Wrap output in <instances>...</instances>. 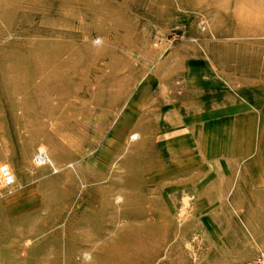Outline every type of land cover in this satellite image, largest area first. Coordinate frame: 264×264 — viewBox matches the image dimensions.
<instances>
[{"label": "rangeland", "instance_id": "obj_1", "mask_svg": "<svg viewBox=\"0 0 264 264\" xmlns=\"http://www.w3.org/2000/svg\"><path fill=\"white\" fill-rule=\"evenodd\" d=\"M261 252L264 0H0V264Z\"/></svg>", "mask_w": 264, "mask_h": 264}, {"label": "built area", "instance_id": "obj_2", "mask_svg": "<svg viewBox=\"0 0 264 264\" xmlns=\"http://www.w3.org/2000/svg\"><path fill=\"white\" fill-rule=\"evenodd\" d=\"M5 179H9L6 173H3ZM245 264H264V252L259 253L255 258L248 260Z\"/></svg>", "mask_w": 264, "mask_h": 264}]
</instances>
